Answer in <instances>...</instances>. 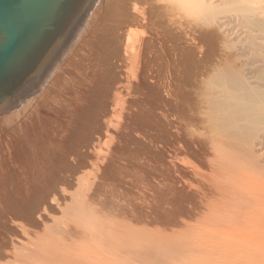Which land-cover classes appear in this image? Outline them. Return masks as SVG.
Returning <instances> with one entry per match:
<instances>
[{"label": "rangeland", "instance_id": "rangeland-1", "mask_svg": "<svg viewBox=\"0 0 264 264\" xmlns=\"http://www.w3.org/2000/svg\"><path fill=\"white\" fill-rule=\"evenodd\" d=\"M234 16L231 8L206 16L180 0H99L56 80L0 115V264H53L61 247H78L85 217L99 212L123 214L129 227L164 228L160 235L195 229L211 214V194L193 169L207 170L202 83L242 29L227 19ZM93 142L116 147L115 161L105 166ZM182 230L171 241L183 245Z\"/></svg>", "mask_w": 264, "mask_h": 264}, {"label": "bare ground", "instance_id": "bare-ground-1", "mask_svg": "<svg viewBox=\"0 0 264 264\" xmlns=\"http://www.w3.org/2000/svg\"><path fill=\"white\" fill-rule=\"evenodd\" d=\"M180 1L188 5L193 2L199 8L201 5L206 16L231 8L235 11V16L227 19L234 21L236 26H242L236 40L229 41V48L220 54L214 73L207 76L208 78L202 83L207 110L202 113L201 123L209 128V132L201 140L203 142L201 154L207 170L200 168V165H196L193 169L197 170L196 173L207 185V192L211 194L209 198L211 214L209 213L207 217L203 214L205 217L199 218L200 222L195 229L192 223L185 227L180 226L179 229L171 228L172 230L167 234L163 232V235L159 233L164 228H160V231L146 230V223L143 224L145 226L143 229L138 228H142V225L135 227L133 223H130L133 227H129V218L121 213L112 217H104L103 212L93 217L86 216L84 219L88 223L78 231L79 235L74 239L75 242L78 241V247L75 245L61 247L56 252L53 264H264V3L251 0ZM98 2L99 0L92 6L89 16ZM89 16L81 33L62 60L82 34ZM177 25L180 30L181 27L188 28L182 22ZM59 64L43 86L31 94L37 93L52 79ZM54 80L56 78L52 79ZM185 122L187 128L188 126L192 128L191 120ZM77 143L79 145V142ZM77 143L74 148H77ZM185 146L189 147L187 143ZM90 149L98 156L102 154L108 160L104 163L105 166L115 161L116 147L109 143L105 146L93 142ZM93 164V170L98 168L96 170L99 172L100 164L98 162ZM96 172L94 171L97 177ZM94 178L92 180L97 182V178ZM94 184L96 185L91 182L90 186ZM193 186L198 191L204 192L203 183ZM87 187L83 189V193L89 189L92 191V188L87 189ZM99 190L98 196L101 198ZM88 193L86 196L91 195ZM115 194H112L113 198ZM95 195V197L91 196V203L98 202L100 206V201H96L98 196L96 193ZM122 203H125V200ZM95 204L94 206L90 204V208L94 209ZM99 206L97 205L98 208ZM77 211L85 215L86 207L79 206ZM98 216L100 218L95 220ZM180 230L185 232L181 241L188 246L178 243L180 239L171 241L173 234ZM176 235L181 234H175V238L178 237ZM103 236L107 240L103 241L101 239Z\"/></svg>", "mask_w": 264, "mask_h": 264}, {"label": "water", "instance_id": "water-1", "mask_svg": "<svg viewBox=\"0 0 264 264\" xmlns=\"http://www.w3.org/2000/svg\"><path fill=\"white\" fill-rule=\"evenodd\" d=\"M97 0H0V115L39 89Z\"/></svg>", "mask_w": 264, "mask_h": 264}]
</instances>
